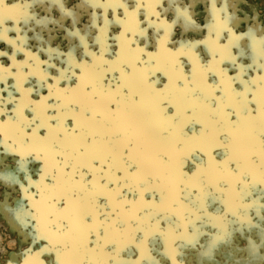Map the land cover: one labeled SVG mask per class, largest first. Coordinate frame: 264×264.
Listing matches in <instances>:
<instances>
[{
  "label": "snow or ice",
  "instance_id": "1",
  "mask_svg": "<svg viewBox=\"0 0 264 264\" xmlns=\"http://www.w3.org/2000/svg\"><path fill=\"white\" fill-rule=\"evenodd\" d=\"M89 3L104 20L91 45L81 37L80 58L69 52L67 66L56 68L52 49L46 64L25 51V60L13 55L0 66V146L19 157L36 189L21 185L29 203L16 215L24 227L33 222L34 242H44L24 264H44L45 254L50 264H157L158 243L174 255L178 242L195 241L208 224L227 235L236 222L253 227L252 211L264 224V35H257L264 29L235 34L227 6L213 0L207 37L173 49L160 0H132L131 10L126 0ZM31 7L0 0V39L17 52L26 37L8 33L35 19ZM176 12L191 24L185 10ZM112 23L118 35H109ZM33 162L36 182L27 176Z\"/></svg>",
  "mask_w": 264,
  "mask_h": 264
},
{
  "label": "rangeland",
  "instance_id": "2",
  "mask_svg": "<svg viewBox=\"0 0 264 264\" xmlns=\"http://www.w3.org/2000/svg\"><path fill=\"white\" fill-rule=\"evenodd\" d=\"M7 2L10 4L14 2L32 4L29 12L35 19L27 24L21 22L18 25L19 33L15 31L8 33V39L11 40H17L18 36L26 37L23 44L17 40V46L22 47L23 51L17 52L6 40L0 39V66H9L11 64L10 57L13 55L18 62L25 60V51L33 53L41 62L46 64L49 61L48 49H52L53 59L51 63L59 68L61 61H64L66 67L69 52H72L76 58H80L84 52L81 37H84L85 41L91 45L94 37L99 34L98 27L103 26V10L93 9L89 0H7ZM126 2L130 4L131 10L132 0H126ZM212 3L213 0H160V7L156 9L160 13V19L172 25L169 35L170 48L178 47L180 40L195 42L203 41L207 37L206 25L212 19L210 10ZM214 3L217 9L227 6V15L234 17L229 27L235 34L241 35L250 28L264 29V0H214ZM177 7L189 14L191 24L183 16L177 14ZM93 14L98 18L96 21L92 20ZM107 16L109 21H113L114 14L111 10ZM119 16L123 18V9L119 10ZM140 20L142 27L147 28V25L143 23V12L140 15ZM153 20L155 21L156 17H153ZM6 26L11 28L13 24L9 22ZM119 31V25L110 24V36L118 35ZM159 35H164L163 29L160 30ZM257 35H264V31L257 32ZM147 36L150 42L148 51H155V29H148ZM137 40L143 47L144 38L138 36ZM226 41L227 32L223 34L221 43H226ZM246 42L250 43L245 39L241 42V46H246ZM109 43L115 45L112 40ZM98 48L99 45H96L90 50L97 51ZM57 51L63 55L56 56ZM197 51L202 58L207 59V49L202 43ZM243 63H250V60L245 59ZM230 74L234 75L235 72H230ZM50 75H58V72L53 69L50 71ZM164 82L166 81L161 78V86ZM12 83L14 82L9 80V84ZM63 86L61 84V87ZM2 87L3 85H0V88ZM36 98L33 97V99ZM2 119L1 117L0 120ZM0 149V153L3 155L4 148L0 146ZM15 158L19 157L14 154H7L1 166H12ZM35 165L34 169H29L27 173L33 182L39 179L38 174L35 173L37 167ZM191 170L192 166L189 164L186 171L190 172ZM22 182L23 187L28 188L29 194L36 192L35 187L29 188L27 179ZM0 203H6L11 207L18 204L20 207L27 208L29 202L24 198L21 187L13 189L0 184ZM214 210V207L208 209L209 212H214ZM250 215L253 217V227L236 222L228 226V234L224 235L218 228L208 224L207 227L201 229L205 234L199 236L195 241L178 242L174 255L170 254L162 243H158L152 251V256L157 264H173V259L175 264H264V244L261 241V228L264 227V224H260L255 218L254 211ZM228 219L234 220L235 218L229 216ZM4 221L0 216V264H24L25 258L23 256L26 257L25 253L29 249L34 253L42 246L39 242H34L32 237L24 238L18 231H11ZM197 226L199 227V224ZM25 234L28 235V232ZM215 236H219L220 239L214 240L213 237ZM52 259L53 257L46 254L41 257L44 264H50Z\"/></svg>",
  "mask_w": 264,
  "mask_h": 264
},
{
  "label": "bare ground",
  "instance_id": "3",
  "mask_svg": "<svg viewBox=\"0 0 264 264\" xmlns=\"http://www.w3.org/2000/svg\"><path fill=\"white\" fill-rule=\"evenodd\" d=\"M184 24L187 25V23H184ZM245 45H248V42H246ZM6 157H7V154H5V152L3 155H1L0 153V184H3L13 189L21 187V185H24L22 181H24V179L26 180L27 178H26V173L19 168V164H18L19 158L14 159V163H12V166L2 167L1 165L4 163V160L6 159ZM34 164H36L35 166H37L35 169V173H37V169L39 168L38 163L33 162L29 164L28 168L34 169ZM9 174H11L12 177H15L16 182H14L12 179L9 178ZM20 208L21 207L18 204L15 207H11L6 203H3V204L0 203L1 219L5 220L4 221L5 225L8 228H10L11 231H14V232L18 231L21 235L24 236V238L32 237L33 235L32 223L33 222L30 221L29 226L24 227L23 224L20 222V220L17 219L16 214H17V211L20 210ZM27 232H28V235L25 234ZM39 243L41 246H43L44 242H39ZM23 258H25L26 260L27 257L23 256Z\"/></svg>",
  "mask_w": 264,
  "mask_h": 264
}]
</instances>
